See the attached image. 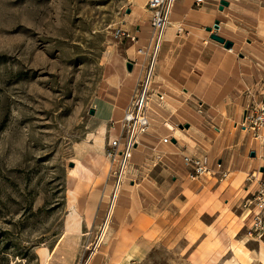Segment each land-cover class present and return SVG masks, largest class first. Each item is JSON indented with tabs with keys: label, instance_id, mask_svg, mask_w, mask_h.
Listing matches in <instances>:
<instances>
[{
	"label": "crops",
	"instance_id": "1",
	"mask_svg": "<svg viewBox=\"0 0 264 264\" xmlns=\"http://www.w3.org/2000/svg\"><path fill=\"white\" fill-rule=\"evenodd\" d=\"M195 1H174L150 83V125L133 150L100 251L101 264H133L142 259L169 233L171 220L187 212L193 219L183 233L193 231L197 238L211 239L216 222L204 223L201 216H217L248 195V176L263 168L260 146L241 123L251 93L264 83V0H226L222 10L220 0ZM146 2L133 0L132 26L124 31L135 39L120 38L129 42L106 66L105 96L90 108L99 122L98 134L74 148V165L67 173L66 237L94 228L101 216L110 187L107 140L117 131L110 130L109 123L122 118L148 61L138 48L149 52L152 47ZM215 20L218 30L207 31ZM177 26L183 31L178 33ZM211 33L231 41L232 47L211 39ZM185 124L187 128H179ZM165 136L169 142L161 141ZM184 156L201 159L211 172L191 177ZM192 255L198 258L196 252Z\"/></svg>",
	"mask_w": 264,
	"mask_h": 264
},
{
	"label": "rangeland",
	"instance_id": "2",
	"mask_svg": "<svg viewBox=\"0 0 264 264\" xmlns=\"http://www.w3.org/2000/svg\"><path fill=\"white\" fill-rule=\"evenodd\" d=\"M131 7L133 0H0V264L80 261L84 231L64 232L67 173L76 144L98 134L89 111L105 96L106 66L129 42L117 32L132 26ZM247 182L244 198L201 216L216 222L211 239L183 233L187 212L133 264H264V188ZM104 242L90 264H101Z\"/></svg>",
	"mask_w": 264,
	"mask_h": 264
},
{
	"label": "built area",
	"instance_id": "3",
	"mask_svg": "<svg viewBox=\"0 0 264 264\" xmlns=\"http://www.w3.org/2000/svg\"><path fill=\"white\" fill-rule=\"evenodd\" d=\"M174 1L175 0H147L146 2V7L151 13L150 27L152 30V47L149 52L143 48H138L137 52L145 55L148 61L142 66V73L124 109L122 118L117 121H110L109 123L110 130L114 131L117 129L113 135L109 136L105 153L108 160V179L110 187L105 198L101 216L96 222L95 227L92 229L89 228L83 232L84 241L82 244V254L78 264H90L104 242L112 224L118 196L121 193L122 185L128 174L133 150L140 136L148 131L150 125V118L148 115V103L151 93L150 83L163 32L171 23L170 17ZM195 2L199 4L203 2V0H196ZM176 29L178 33L183 31L180 26H177ZM117 34L120 38L126 37L132 41L135 39L124 30H118ZM251 91L252 90H249V93H251ZM251 94L252 98L246 105L245 116L241 125L250 131L253 139L258 142L260 146L258 157L262 163L261 167L264 168V83ZM156 97L162 100L163 94L156 93ZM169 139V136H165L161 141L169 142ZM183 160L191 169V177H197L204 173L211 172V168L197 157L184 156ZM216 166L219 168L221 165L217 163ZM256 173H260V170L258 169L256 172H252L247 180H257L256 185L262 187L260 191H263L264 180L255 178ZM259 205L261 207L263 206L262 203ZM244 206H246V204H244ZM258 213L259 212L255 213L257 217Z\"/></svg>",
	"mask_w": 264,
	"mask_h": 264
},
{
	"label": "water",
	"instance_id": "4",
	"mask_svg": "<svg viewBox=\"0 0 264 264\" xmlns=\"http://www.w3.org/2000/svg\"><path fill=\"white\" fill-rule=\"evenodd\" d=\"M219 3H220V6H219V9L220 10L223 9V6H226L228 4V2L226 0H220ZM127 12H130L129 8H128ZM218 28H219V21L218 20H215L213 26L206 28V30L207 31H212V30H218ZM210 38L213 39V40H215V41H217V42H219V43H222L225 48H231L232 47V42L231 41L225 40L223 37L219 36L216 33H211ZM130 68H131V64L130 63H127V69H130ZM89 113L90 114H93L94 113L93 109H91L89 111ZM183 127L184 128H187L188 125L185 124L184 126H182V125L179 126V128H183ZM250 156H252V157L255 156V153L252 151L250 153ZM260 171H263V168H261Z\"/></svg>",
	"mask_w": 264,
	"mask_h": 264
}]
</instances>
